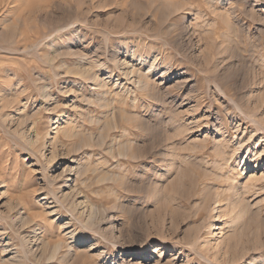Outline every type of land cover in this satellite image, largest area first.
Returning a JSON list of instances; mask_svg holds the SVG:
<instances>
[{"label": "rangeland", "instance_id": "obj_1", "mask_svg": "<svg viewBox=\"0 0 264 264\" xmlns=\"http://www.w3.org/2000/svg\"><path fill=\"white\" fill-rule=\"evenodd\" d=\"M0 264H264V0H0Z\"/></svg>", "mask_w": 264, "mask_h": 264}, {"label": "bare ground", "instance_id": "obj_2", "mask_svg": "<svg viewBox=\"0 0 264 264\" xmlns=\"http://www.w3.org/2000/svg\"><path fill=\"white\" fill-rule=\"evenodd\" d=\"M177 5H178V4H177ZM177 10H178V9H177ZM215 202H216V203H220V201H219L218 198H216Z\"/></svg>", "mask_w": 264, "mask_h": 264}]
</instances>
